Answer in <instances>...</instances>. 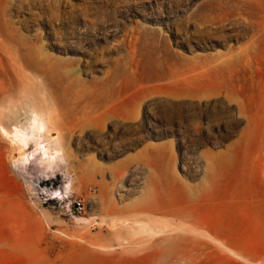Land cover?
Wrapping results in <instances>:
<instances>
[{"label":"rangeland","instance_id":"1","mask_svg":"<svg viewBox=\"0 0 264 264\" xmlns=\"http://www.w3.org/2000/svg\"><path fill=\"white\" fill-rule=\"evenodd\" d=\"M3 89L0 264H264V0H0Z\"/></svg>","mask_w":264,"mask_h":264},{"label":"bare ground","instance_id":"2","mask_svg":"<svg viewBox=\"0 0 264 264\" xmlns=\"http://www.w3.org/2000/svg\"><path fill=\"white\" fill-rule=\"evenodd\" d=\"M12 93H14V92H9L8 90L3 89L0 91V97H2V95H5V94H8V96H9ZM0 116H2V115H0ZM28 126H29L28 129H22L18 125H12V128L11 127L9 128V127H5L0 120V132L2 133V135H4V137H8L9 139L11 138V140L14 143H16L19 147H21L22 149L28 145L30 139L34 138V139H36V148L35 149L41 153V155L43 156V160L45 162L52 164L57 159H59V156H58L59 154L57 151H50L49 148L45 144H42L41 142L38 141V138L41 139L40 138L41 134L46 129V121L44 120L43 116L38 112V110L35 108H33L31 110V117H30ZM21 148H19V149H21ZM27 154H28V152H27ZM41 155H39V156H41ZM25 156L21 157V159L23 158L22 159L23 161H26L29 158V156H28V158H27V155H25ZM21 159H19V160H21ZM38 159H40V158H38ZM198 246H196V248ZM191 249H193V248H191ZM187 253H189V252H187ZM176 254H177V252H176ZM180 257H181V255H180ZM77 263L78 264H84V263H79V261H77ZM31 264H44V263H42V261L40 259H35Z\"/></svg>","mask_w":264,"mask_h":264},{"label":"built area","instance_id":"3","mask_svg":"<svg viewBox=\"0 0 264 264\" xmlns=\"http://www.w3.org/2000/svg\"><path fill=\"white\" fill-rule=\"evenodd\" d=\"M72 207H73L75 212H77V213L82 212L84 210V203H83L82 199L75 198L72 201Z\"/></svg>","mask_w":264,"mask_h":264}]
</instances>
